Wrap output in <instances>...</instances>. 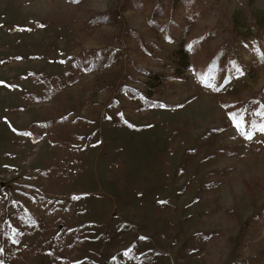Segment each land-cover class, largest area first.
Here are the masks:
<instances>
[{"label": "rangeland", "instance_id": "1", "mask_svg": "<svg viewBox=\"0 0 264 264\" xmlns=\"http://www.w3.org/2000/svg\"><path fill=\"white\" fill-rule=\"evenodd\" d=\"M262 127L264 0H0V264H264Z\"/></svg>", "mask_w": 264, "mask_h": 264}, {"label": "trees", "instance_id": "2", "mask_svg": "<svg viewBox=\"0 0 264 264\" xmlns=\"http://www.w3.org/2000/svg\"><path fill=\"white\" fill-rule=\"evenodd\" d=\"M130 2V0H127ZM178 54L180 55V62L178 63V65H182L183 64V71L188 69V55H189V51H188V47L186 45H184V43L182 44V42L180 43V47L178 50ZM177 65V67H178Z\"/></svg>", "mask_w": 264, "mask_h": 264}, {"label": "snow or ice", "instance_id": "3", "mask_svg": "<svg viewBox=\"0 0 264 264\" xmlns=\"http://www.w3.org/2000/svg\"><path fill=\"white\" fill-rule=\"evenodd\" d=\"M260 130H261V131H264V127H262ZM249 138H250V137H249Z\"/></svg>", "mask_w": 264, "mask_h": 264}]
</instances>
